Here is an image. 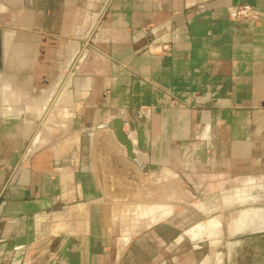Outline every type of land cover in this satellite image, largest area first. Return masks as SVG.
Instances as JSON below:
<instances>
[{"label": "crops", "instance_id": "obj_1", "mask_svg": "<svg viewBox=\"0 0 264 264\" xmlns=\"http://www.w3.org/2000/svg\"><path fill=\"white\" fill-rule=\"evenodd\" d=\"M0 38V264H192L177 196L264 181V0H0Z\"/></svg>", "mask_w": 264, "mask_h": 264}, {"label": "rangeland", "instance_id": "obj_2", "mask_svg": "<svg viewBox=\"0 0 264 264\" xmlns=\"http://www.w3.org/2000/svg\"><path fill=\"white\" fill-rule=\"evenodd\" d=\"M70 72L67 70V75ZM34 137L32 143L36 147L42 139L38 133ZM248 188L252 190L246 197ZM239 192L238 198L209 196L187 199L177 196V200L189 206L194 222L201 220V210L203 221H209L205 226L207 231L200 226L195 228L196 231L189 230L193 236L205 231L213 237L207 242L204 239L193 241L192 248L197 250H194L192 264H264V229L260 228L264 225V181L247 182ZM257 225L259 227L255 228Z\"/></svg>", "mask_w": 264, "mask_h": 264}, {"label": "built area", "instance_id": "obj_3", "mask_svg": "<svg viewBox=\"0 0 264 264\" xmlns=\"http://www.w3.org/2000/svg\"><path fill=\"white\" fill-rule=\"evenodd\" d=\"M228 19L234 23H247L252 26H256L260 23L261 13L254 7L243 4L235 7H231L227 11ZM33 143L28 144L24 152L22 153L19 162L14 168H12V176L20 172L24 165L27 163L28 157L33 151ZM8 184H11L8 182ZM8 184L6 187H8Z\"/></svg>", "mask_w": 264, "mask_h": 264}, {"label": "water", "instance_id": "obj_4", "mask_svg": "<svg viewBox=\"0 0 264 264\" xmlns=\"http://www.w3.org/2000/svg\"><path fill=\"white\" fill-rule=\"evenodd\" d=\"M0 42H1V38H0ZM122 127H123V121L120 119H115L107 124L102 125L100 128L114 130L115 138L120 144H122L126 148L128 158L135 161V157L132 153L131 143L127 139L126 135L123 133Z\"/></svg>", "mask_w": 264, "mask_h": 264}, {"label": "flooded vegetation", "instance_id": "obj_5", "mask_svg": "<svg viewBox=\"0 0 264 264\" xmlns=\"http://www.w3.org/2000/svg\"><path fill=\"white\" fill-rule=\"evenodd\" d=\"M251 203V202H250ZM259 227V225L255 226V228ZM260 228L264 229V225L260 226ZM192 233V232H191ZM262 254L264 255V251L262 252Z\"/></svg>", "mask_w": 264, "mask_h": 264}, {"label": "bare ground", "instance_id": "obj_6", "mask_svg": "<svg viewBox=\"0 0 264 264\" xmlns=\"http://www.w3.org/2000/svg\"><path fill=\"white\" fill-rule=\"evenodd\" d=\"M34 145V144H33Z\"/></svg>", "mask_w": 264, "mask_h": 264}]
</instances>
